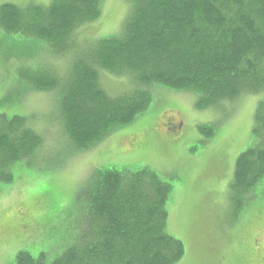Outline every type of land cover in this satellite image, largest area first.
Listing matches in <instances>:
<instances>
[{"label": "trees", "instance_id": "obj_1", "mask_svg": "<svg viewBox=\"0 0 264 264\" xmlns=\"http://www.w3.org/2000/svg\"><path fill=\"white\" fill-rule=\"evenodd\" d=\"M105 1L4 3L0 28L77 53L82 30L101 16ZM89 50L71 60L66 76L44 68L27 75L36 89L60 93V124L80 151L133 122L150 105L153 84L191 91L201 109L264 90V0H133L121 32ZM104 73L131 84L112 94ZM254 135L258 145L236 161L234 199L264 177V101L255 110ZM44 143L25 116L0 114V182L14 179L16 163L39 159ZM171 191L149 168L100 172L88 194L89 232L51 264H177L185 244L168 231ZM17 260L46 264V254L21 251Z\"/></svg>", "mask_w": 264, "mask_h": 264}, {"label": "rangeland", "instance_id": "obj_2", "mask_svg": "<svg viewBox=\"0 0 264 264\" xmlns=\"http://www.w3.org/2000/svg\"><path fill=\"white\" fill-rule=\"evenodd\" d=\"M53 1L0 0V7ZM132 7L133 0H106L82 30L77 53L0 28V114L25 116L45 140L39 159L16 163L14 179L0 182V264H18L21 251L45 253L51 264L86 237L89 191L110 167L149 168L171 184L167 227L185 244L177 264H264V177L245 196L234 199L230 190L238 157L258 145L255 110L264 90L201 109L191 91L153 84L150 105L133 122L80 151L60 124V93L38 90L27 78L37 68L72 72V59L121 32ZM102 80L112 94L131 84L107 73Z\"/></svg>", "mask_w": 264, "mask_h": 264}]
</instances>
